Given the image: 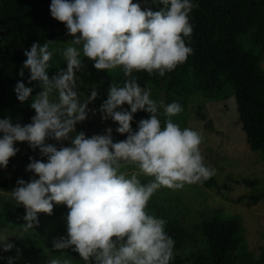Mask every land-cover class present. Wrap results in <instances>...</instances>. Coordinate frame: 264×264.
Segmentation results:
<instances>
[{
  "label": "clouds",
  "instance_id": "clouds-1",
  "mask_svg": "<svg viewBox=\"0 0 264 264\" xmlns=\"http://www.w3.org/2000/svg\"><path fill=\"white\" fill-rule=\"evenodd\" d=\"M160 3L163 7L153 11L133 0H51V16L64 23L72 37L61 53L67 67L49 76L53 51L48 42H34L24 51L27 59L19 75L28 69L29 83L38 82L41 91L33 96V87L22 80L14 89L21 103L31 97L32 122L21 126L10 118L0 119V167L6 168L19 151L17 141H27L47 157V162L30 157L26 170L38 179H18L19 186L11 191L17 205L25 208L24 231L38 223V213L51 215L54 203L65 204L67 235L54 238L52 249H71L86 264H170L174 241L165 232L166 221L146 211L150 198L161 187L179 190L216 174L204 163L201 134L181 129L171 119L183 111L182 106L158 104L133 76L134 71H146L163 77L193 52L185 38L193 32L189 14L199 5L192 0ZM81 52L96 69L120 68L128 77L123 86H109L100 108L102 120L111 118L118 124L116 132L127 134L126 139L113 142L111 127L103 135L76 133V124L89 111L95 114L88 104L97 98L93 90L82 101L75 90L76 72L83 66ZM125 104L130 110L123 108ZM139 110L150 117L139 120L134 131L133 114ZM161 115L167 118L164 127ZM47 138L69 141L70 146L57 148L46 144ZM129 165L136 169L130 175L121 170ZM140 175L154 179L142 184ZM7 239L0 236L4 251L14 247ZM47 264H71V260L50 258Z\"/></svg>",
  "mask_w": 264,
  "mask_h": 264
},
{
  "label": "rangeland",
  "instance_id": "rangeland-1",
  "mask_svg": "<svg viewBox=\"0 0 264 264\" xmlns=\"http://www.w3.org/2000/svg\"><path fill=\"white\" fill-rule=\"evenodd\" d=\"M60 31L61 24L44 25L35 29L28 38L16 44L15 54L5 59V68L19 74L23 62L27 59L24 51L30 50L39 34L44 31ZM263 36V33L259 34ZM72 37L64 35L63 39L49 46L53 51L50 60L49 76L60 68L66 69L67 64L62 51L70 45ZM82 68L76 72V91L81 100L87 99L93 90L97 98L88 104L90 110L83 122L76 124V133L83 131L86 137L94 134H105L112 128L113 142L126 139L127 134L116 132L118 124L111 118L102 120L100 108L108 98L109 86L116 83L123 86L122 69L98 70L94 61L84 57L81 52ZM264 68V59L262 61ZM30 72L24 69V79L33 87V96L41 88L38 82L29 83ZM150 90V98L164 105L178 102L183 111L171 119L181 129L190 128L202 136L200 150L204 163L216 170L215 179L219 192L207 188L202 183L186 184L184 188L172 190L167 187L159 188L150 198L146 211L156 218L164 219L165 232L174 241L177 254L188 256L206 249V234H213L226 226L228 220L235 219L239 224L240 233L245 243V253L231 264H264V160L261 152L252 151L248 147L242 130V120L237 110L235 99L205 100L200 93L184 94L168 92L164 86L145 87ZM123 108L129 109L127 104ZM119 110V109H118ZM160 112H163L161 107ZM134 115L132 129L137 130V122L147 119L150 114L139 110ZM167 118L160 116L161 126ZM76 133H73L74 136ZM45 143H51L57 148L70 146L69 141L58 142L47 138ZM19 149L15 156L9 158L7 167H0V236H8L7 242L14 247L10 251L3 250L0 243V264H47L50 258H69L71 264H86L79 254L71 249L63 252L52 249L54 238L67 235L66 216L69 211L65 204H55L53 213H38V223L33 228L24 231L23 219L25 208L17 205L11 196V191L19 185L18 179L26 182L38 179L34 173L27 171L31 162L30 157L47 162L39 148L33 150L27 141L15 142ZM129 175L136 169L127 166L121 169ZM142 184H148L154 178L140 175ZM243 196V197H242ZM241 198L240 200H237Z\"/></svg>",
  "mask_w": 264,
  "mask_h": 264
},
{
  "label": "trees",
  "instance_id": "trees-1",
  "mask_svg": "<svg viewBox=\"0 0 264 264\" xmlns=\"http://www.w3.org/2000/svg\"><path fill=\"white\" fill-rule=\"evenodd\" d=\"M133 2L153 11L163 7L160 0ZM192 3L199 7L189 14L193 32L185 42L193 52L186 62L163 77L146 71H134L133 76L144 88L164 86L168 92L200 93L205 100L233 96L248 147L261 152L264 160V0H192ZM50 4L51 0H0V119L10 118L13 124L31 123L35 110L30 106L31 97L23 103L17 99L14 91L17 82L22 80L26 87L30 85L24 76L5 68V59L15 54L17 43L40 26L61 24L60 31H42L35 41L40 44L48 42L50 46L68 35L65 24L51 16ZM122 77L128 79L123 73ZM202 184L219 192L215 176ZM206 235L204 251L188 256L173 251L170 264H231L245 253L244 239L235 219L228 220L219 232Z\"/></svg>",
  "mask_w": 264,
  "mask_h": 264
}]
</instances>
